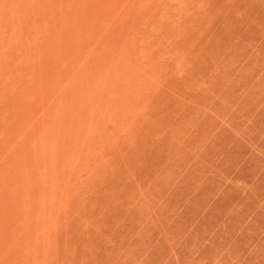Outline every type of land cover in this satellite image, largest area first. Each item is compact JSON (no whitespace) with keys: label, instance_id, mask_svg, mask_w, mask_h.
Returning <instances> with one entry per match:
<instances>
[{"label":"rangeland","instance_id":"1","mask_svg":"<svg viewBox=\"0 0 264 264\" xmlns=\"http://www.w3.org/2000/svg\"><path fill=\"white\" fill-rule=\"evenodd\" d=\"M0 264H264V0H0Z\"/></svg>","mask_w":264,"mask_h":264}]
</instances>
